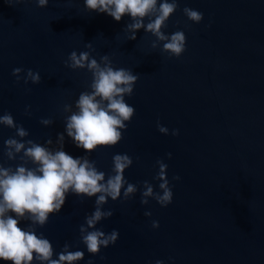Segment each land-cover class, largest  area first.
Listing matches in <instances>:
<instances>
[{
	"label": "water",
	"instance_id": "obj_1",
	"mask_svg": "<svg viewBox=\"0 0 264 264\" xmlns=\"http://www.w3.org/2000/svg\"><path fill=\"white\" fill-rule=\"evenodd\" d=\"M184 7L202 12L203 20L187 21ZM131 22L128 15L116 22L89 12L84 0H49L45 8L34 0L12 5L0 0V115L10 113L28 131L25 139L44 145L51 138L55 148L70 114L64 105L75 111L91 83L86 70L65 67L68 55L90 51L97 61L109 55L114 68L138 75L132 96L125 97L135 114L117 145L86 154L65 135L64 151L74 158L88 155L106 178L112 156L126 153L133 160L126 180L148 181L155 191L156 161L163 160L173 193L164 208L154 200L142 206L140 191L128 201L109 200L103 209L114 214L96 227L105 233L115 229L119 236L96 256L79 234L95 197L70 193L37 234L52 243L53 258L65 243L83 251L77 264H264V0H179L163 29L169 35L184 31L186 50L179 58L161 53L162 45L152 49L155 38L143 29L127 40L123 29ZM14 68L39 72L41 82L16 83ZM46 118L53 120L49 127L40 124ZM157 121L169 135L158 132ZM14 133L0 125L4 167L20 163L19 156L8 161L3 155V141ZM152 221L159 227L153 229ZM19 226L26 229L28 222Z\"/></svg>",
	"mask_w": 264,
	"mask_h": 264
},
{
	"label": "clouds",
	"instance_id": "obj_2",
	"mask_svg": "<svg viewBox=\"0 0 264 264\" xmlns=\"http://www.w3.org/2000/svg\"><path fill=\"white\" fill-rule=\"evenodd\" d=\"M9 5L20 4L23 0H5ZM37 7L45 8L49 0H34ZM179 0H84V7L89 12L103 13L119 22L125 15L130 16L131 23L123 29L128 33L127 40H135L136 32L143 29L151 34L152 49L162 45L161 53L169 57L179 58L186 50L184 31L177 30L166 34L169 18L177 11ZM183 15L192 24L203 20V13L184 7ZM145 18L148 22L145 24ZM91 48L90 44L85 45ZM65 67L76 71L86 70L91 74V83L87 91L79 94L73 105L65 104L64 133H58L56 147L51 138L44 145L34 142L28 137V131L15 123L10 113L0 115V125L15 129L14 136L3 141V155L8 161L20 157V163L13 167L0 165V260L11 264H77L84 259V252L71 251L68 243L55 254L52 243L40 233L38 227H43L51 215L58 214L71 193L80 198H93L94 211L86 215L84 223L79 227L80 243L87 252L96 256L102 248L114 245L119 233L113 230L105 233L96 225L102 220L113 216V210H104L103 206L109 200L128 201L140 191V204L147 205L154 200L161 208L172 203L173 193L167 179V164L158 159V171L153 177L158 181V191L148 181L141 184L129 183L124 173L132 164V158L124 153L112 156V174L107 175L96 166V161L88 155L73 157L64 151L65 135L70 138L78 149L86 154L97 148H111L123 138L127 123L135 114V108L126 102L125 97H131L138 75L132 70L114 68L109 55L100 56L99 61L90 51L71 52L65 61ZM23 73V77L21 76ZM12 76L16 83L21 79L25 85L29 81L33 85L41 82L39 72L31 69L14 68ZM30 91V89H26ZM25 114L30 115L25 108ZM40 124L49 127L53 124L51 118L41 119ZM157 130L162 135H169V129L159 121ZM178 130H172L171 135L177 136ZM22 153V155H21ZM171 159V153L166 154ZM31 164L32 167L28 165ZM173 180H179L174 176ZM145 217L151 212L145 211ZM21 221H27L28 227L21 228ZM151 227H159L158 221H152ZM87 264H92L89 260ZM156 264H163L157 260Z\"/></svg>",
	"mask_w": 264,
	"mask_h": 264
}]
</instances>
